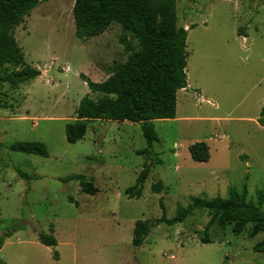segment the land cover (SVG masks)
I'll return each mask as SVG.
<instances>
[{
	"label": "rangeland",
	"instance_id": "374dc122",
	"mask_svg": "<svg viewBox=\"0 0 264 264\" xmlns=\"http://www.w3.org/2000/svg\"><path fill=\"white\" fill-rule=\"evenodd\" d=\"M74 1L42 2L15 30L25 65L40 75L15 88L0 84V237L8 233L0 264H264V252L254 250L264 235L252 237L250 225L239 235L217 221L206 230L205 210L172 226L159 222L194 197L226 198L231 188H245L264 212V0H175L178 26L187 30L189 88L177 92L174 119L153 121L159 164L137 154L146 147L138 123L94 120L81 140L67 142L66 126L90 93L79 74L102 82L137 50L118 23L78 39ZM30 141L44 143L48 156L10 149ZM196 142L209 146L207 162L191 159ZM144 168L150 172L141 196L131 199L125 190ZM73 175L97 192L63 180ZM137 220L150 224L138 248ZM41 233L56 246L43 245Z\"/></svg>",
	"mask_w": 264,
	"mask_h": 264
},
{
	"label": "trees",
	"instance_id": "16d2710c",
	"mask_svg": "<svg viewBox=\"0 0 264 264\" xmlns=\"http://www.w3.org/2000/svg\"><path fill=\"white\" fill-rule=\"evenodd\" d=\"M45 1L48 0H0V84L6 83L15 88L40 75L38 69L25 65L15 30L34 8ZM72 16L78 39L88 40L103 33L112 23H118L123 32L131 33L137 41V50L131 52L124 35H121L120 44L124 50L131 52L125 62L116 64L112 73L102 82H92L85 75L79 74L90 93L80 100L75 111L76 120L66 126L67 142L76 143L81 140L88 123L94 120L138 123L146 147L138 150L137 154L151 157L154 163L159 164L161 161L152 148L153 143L159 140L153 121L174 119L177 92L187 87V30L178 26L175 0H75ZM90 94L101 96L94 100ZM258 122L264 126V107ZM10 149L48 156L44 143L40 141L16 142ZM189 153L195 162H207L210 158L209 146L205 142L190 145ZM149 172V168L140 172L134 185L125 190L128 197L140 198ZM63 180H77L84 193L92 195L97 192L95 186L80 175L68 176ZM160 186L161 183L157 182L153 190L158 193ZM201 210L211 213L206 230L213 221H217L221 227L232 224L235 235L241 234L248 225L251 226L252 237L260 233L264 235V212L258 204L247 198L245 188L239 191L229 189L226 198L194 197L174 217L166 219L162 215L159 222L172 226L184 222L193 212ZM50 232L53 233L52 226ZM149 233L148 221L137 220L132 231L133 246L140 247ZM7 236L8 233H5L0 237V248ZM38 239L45 246H56V239L52 235L41 233ZM254 250L264 252V239L254 246ZM52 255L58 259L56 250H53Z\"/></svg>",
	"mask_w": 264,
	"mask_h": 264
},
{
	"label": "crops",
	"instance_id": "0c3cea01",
	"mask_svg": "<svg viewBox=\"0 0 264 264\" xmlns=\"http://www.w3.org/2000/svg\"><path fill=\"white\" fill-rule=\"evenodd\" d=\"M195 27V26H194ZM189 88V86H188V84H187V87H186V89H188ZM185 89H182V90H179V91H184ZM155 121V120H154Z\"/></svg>",
	"mask_w": 264,
	"mask_h": 264
}]
</instances>
